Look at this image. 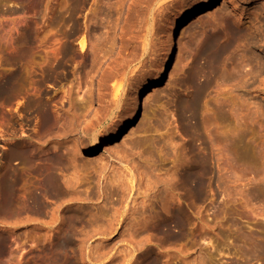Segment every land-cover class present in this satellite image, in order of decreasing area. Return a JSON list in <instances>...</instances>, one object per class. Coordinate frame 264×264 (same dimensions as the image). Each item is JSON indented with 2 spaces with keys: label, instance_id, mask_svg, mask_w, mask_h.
<instances>
[{
  "label": "rangeland",
  "instance_id": "obj_1",
  "mask_svg": "<svg viewBox=\"0 0 264 264\" xmlns=\"http://www.w3.org/2000/svg\"><path fill=\"white\" fill-rule=\"evenodd\" d=\"M206 1L0 0V264H264V0L182 26L106 149Z\"/></svg>",
  "mask_w": 264,
  "mask_h": 264
},
{
  "label": "bare ground",
  "instance_id": "obj_2",
  "mask_svg": "<svg viewBox=\"0 0 264 264\" xmlns=\"http://www.w3.org/2000/svg\"><path fill=\"white\" fill-rule=\"evenodd\" d=\"M218 3H219V0H207L202 5L201 4L200 5L194 4V6H192L187 12L182 13L180 16H178L177 18H175L174 20L171 21V23H170V25L168 27L169 29H168L167 33L165 34V36H164L166 38V40H165L166 41L165 42V48L163 50V56H162V59H161L159 65H158V68H157L156 72L155 73H152L151 72L152 74L150 76H148L147 78H144L143 81L138 85V87H137L136 90H133V88H132L133 91L130 89L131 92L130 93L128 92L129 93V96L127 97V100L125 101L126 103L124 102L125 103L124 105H126L125 106L126 108H125L124 112L121 114L120 124L117 126V128H115V130L117 129V133L114 134L113 140L111 142H108L106 144V145H108V146H106V149H112L113 150V149H116L118 147V148L122 149L123 152L125 151V150H123V144H124L126 138L129 136V134H128V129H129L128 128V125L131 123V120L135 117V115L139 112L138 109H139L140 101L143 98H146V96H147L146 94L148 93L149 90H151L152 88H155V86H157V85H162L166 81V79L168 78V71H169V69L171 68V65L174 62V55H175V51H176V47H177L176 46V42L178 41V36H179V33H180V29L185 24H190L192 22H195L196 19L199 18L201 15H204L206 13L211 12V9L213 7H216V5ZM224 3H226V0H224ZM200 13H202V14L200 15ZM81 41H83V40H81ZM263 42L264 41H262L261 44ZM83 43H84V41L80 45L83 46ZM162 44H163V42H162ZM263 47H264V45H263ZM262 53H264V52H262ZM256 56H258V55H256ZM262 56H260V57H262ZM260 57H259V59H260ZM120 107H122V106H120ZM140 128L142 129L141 126H140ZM143 129H144V127H143ZM107 136H108L107 133H98V134H95L94 136H92L93 138H90L89 139V146L91 148L97 147L98 145H100V143H103L104 139ZM139 141L141 142L142 140L141 139H137L135 141V143L136 144H139L140 143ZM137 142H139V143H137ZM125 144H126V142H125ZM118 150L119 149H117L116 151L118 152ZM125 156H126V154H125ZM125 156L123 155V157H125ZM128 171L130 172V170H128ZM133 171H132V173L134 174ZM132 176H134V175L131 174L129 177H132ZM132 178H134V177H132ZM133 180H135V179H133ZM135 200L136 199H134L133 201H135ZM57 245L58 246H56V247H57V249H60L59 250L60 253H64L63 250H62L63 252L61 251V249H62L61 248L62 247L61 243L60 244H57ZM57 249L54 250L55 251L54 253H58V256H54L55 259L56 258L59 259V256L61 257V255H59V251ZM63 255L64 254H62V256Z\"/></svg>",
  "mask_w": 264,
  "mask_h": 264
}]
</instances>
